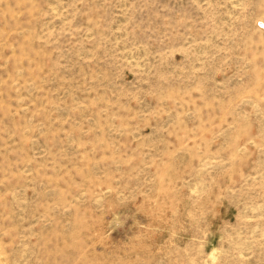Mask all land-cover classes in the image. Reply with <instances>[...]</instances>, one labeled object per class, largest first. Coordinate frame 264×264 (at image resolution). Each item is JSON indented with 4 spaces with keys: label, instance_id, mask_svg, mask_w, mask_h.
<instances>
[{
    "label": "rangeland",
    "instance_id": "rangeland-1",
    "mask_svg": "<svg viewBox=\"0 0 264 264\" xmlns=\"http://www.w3.org/2000/svg\"><path fill=\"white\" fill-rule=\"evenodd\" d=\"M0 264H264V0H0Z\"/></svg>",
    "mask_w": 264,
    "mask_h": 264
}]
</instances>
